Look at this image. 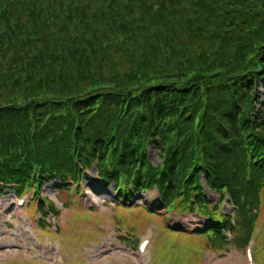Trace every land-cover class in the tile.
Masks as SVG:
<instances>
[{
	"label": "trees",
	"instance_id": "obj_1",
	"mask_svg": "<svg viewBox=\"0 0 264 264\" xmlns=\"http://www.w3.org/2000/svg\"><path fill=\"white\" fill-rule=\"evenodd\" d=\"M262 84L264 0H0V191L58 176L66 203V181L95 166L127 197L157 189L169 207L186 192L174 209L211 218L217 249L228 197L244 244L264 187ZM143 141L168 146L163 169Z\"/></svg>",
	"mask_w": 264,
	"mask_h": 264
},
{
	"label": "rangeland",
	"instance_id": "obj_2",
	"mask_svg": "<svg viewBox=\"0 0 264 264\" xmlns=\"http://www.w3.org/2000/svg\"><path fill=\"white\" fill-rule=\"evenodd\" d=\"M114 57L119 59L118 54ZM99 71L103 75H111L112 72L106 67H101ZM74 84L82 86V88L78 86L81 93L92 92L90 91L91 83L75 81ZM259 88L264 100V84ZM23 101L19 99V102ZM66 111L67 109L63 108L62 113L66 114ZM46 118L47 116L42 120V124L49 130L50 125ZM63 129L67 132L65 124ZM85 129L90 132L89 128ZM34 131L33 126L32 132ZM70 140L77 142L74 137H70ZM50 144L51 142L48 143ZM59 145L63 148L61 142ZM32 147L37 149L35 140L32 142ZM92 147V145L88 146L89 149ZM115 149L113 148L111 153ZM167 149V145L143 141L139 146V153L142 152L146 156L147 163L161 170L167 160ZM136 155V162L140 166L143 161L139 154ZM94 170V167L90 169L92 174L89 179L80 177L78 182H72L71 190L74 191L77 185L80 190L66 202V205L58 200L57 187L61 185V179L58 176L49 181L44 180L38 190L36 187L32 188V185L28 186L29 190L23 196L31 199V195L39 191L33 196L40 195L49 205H54L52 209L49 208L46 211L45 215L36 213L32 219L28 217L27 204L22 207L16 204L14 189H12L14 185L0 191V264H138L139 260L134 249L131 251L130 238L140 236L138 237L140 240L146 236L149 229L154 232L148 249L150 264H247L245 249L249 241L254 263L264 264V248H262L264 245V187L260 192L259 209L257 212L254 211L255 221L253 224L250 221V226L260 227L259 232V228L256 227L255 235L258 232L257 238L261 245L256 239L255 243L253 242V236L249 240L250 235L245 239L244 244V239L235 244V239L242 235L241 231L244 228L238 225L237 213L232 204L227 202L228 197H225L218 207L217 215L223 214L228 220L225 224L231 225L230 229L225 230L226 235H229L230 231L231 241L227 244L223 242L225 245L217 249L207 244L212 237L208 234H184L170 230V223L174 228L178 226L198 228L199 224H205L207 221L204 217L195 215V209L186 213L174 209L178 203L184 204L186 200H189L186 192L183 191L179 196L177 195L169 207L159 201L160 197L156 189H149L141 195L133 193L131 201L134 205L125 203L117 205V193L112 183L109 182L106 188L103 187L95 177ZM229 177H233L232 172ZM207 179L204 170L200 171L199 185L206 189L211 200L216 201L217 195L207 188ZM221 187L225 192L230 193L228 186L223 184ZM97 190H100L101 194L97 193ZM77 193L80 194L77 195ZM247 216L251 219V215ZM24 218H28L27 221H24ZM38 218L45 221V226L37 223ZM24 227L31 228L37 235L38 246H31L30 240L23 238L21 232ZM42 229L48 232L44 234ZM116 232L120 233L116 234ZM118 235L119 237L116 238ZM59 243L65 247L62 252L64 256L61 257L55 253L62 250ZM201 246H204V249Z\"/></svg>",
	"mask_w": 264,
	"mask_h": 264
}]
</instances>
